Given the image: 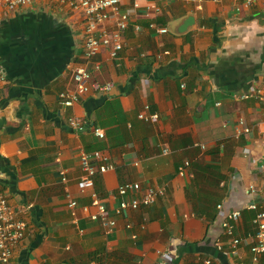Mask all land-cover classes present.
I'll return each instance as SVG.
<instances>
[{
  "label": "crops",
  "instance_id": "1",
  "mask_svg": "<svg viewBox=\"0 0 264 264\" xmlns=\"http://www.w3.org/2000/svg\"><path fill=\"white\" fill-rule=\"evenodd\" d=\"M132 4L121 5L130 25L118 58L103 49L89 65L92 82L112 84L111 93H92L68 109L58 95L73 87L74 68L83 63L80 16L59 6L0 15V68L7 78L0 97V190L27 224L13 264H264V255L250 253L255 213L241 212L234 236L245 242L235 250L222 228L229 213L253 199L264 212V0L252 6L139 0L136 12ZM188 15L194 29L174 35ZM150 24L168 32L159 35ZM242 93L255 94L234 100ZM145 106L158 121L138 120ZM72 116L86 122L83 132L69 126ZM239 119L248 135L238 134ZM94 128L105 138H96ZM82 151H102L115 165L95 178L110 210L121 184L155 186L165 194L105 232L81 209L96 211L77 188ZM185 161L190 166L182 178ZM66 193L79 204L76 224Z\"/></svg>",
  "mask_w": 264,
  "mask_h": 264
},
{
  "label": "built area",
  "instance_id": "2",
  "mask_svg": "<svg viewBox=\"0 0 264 264\" xmlns=\"http://www.w3.org/2000/svg\"><path fill=\"white\" fill-rule=\"evenodd\" d=\"M150 3L158 4L171 0H147ZM190 4H201L203 2L219 3L221 0H177ZM246 6H252L256 0H243ZM123 0H0V15L16 14L23 10H33L35 8H45L59 6L65 8L70 16H76L82 19L84 25L83 32V63L74 68L72 74L73 87L58 95L59 104L63 109L71 108L74 104H78L81 100L90 94L108 96L113 86L110 83L100 84L91 80L89 65L93 59L101 52L107 50L109 57L116 60L124 48V37L129 29L130 15L122 11L121 5ZM133 10L136 12L140 9L139 0H133ZM158 10L156 7H152ZM149 28L157 34H166L165 28L158 29L155 24H150ZM145 58V55H142ZM95 70L99 69L95 65ZM7 82L5 72L0 68V97L1 87ZM261 91H256V96L263 95ZM255 93L235 94L234 100L242 102L249 100ZM220 106V104H216ZM157 114L150 113L149 106H145L138 115V120L145 123L158 121ZM68 124L75 132L81 133L87 127L84 120L72 116L68 119ZM238 134L250 133L243 119H239ZM96 138L102 140L105 138L103 130L99 128L93 129ZM262 141L264 142V133H262ZM201 150L205 151L206 147L196 144ZM168 148L163 153L168 154ZM81 178L77 183L78 190L88 193L91 200V206L96 209L95 213L90 214L89 208L82 206V211L88 215L93 222H99L105 232L112 231L117 226V218H123L129 212H137L141 208H150L155 206L158 199L165 194V189L158 187H148L143 189L138 183L121 184L117 187L114 199L116 206L110 210L106 203L98 196L95 190V178L97 175H105L115 171V165L110 156L102 151L85 152L82 151L79 157ZM138 166V164H136ZM190 164L185 161L179 168V176L184 178L187 176V169ZM259 169L264 171V161L259 163ZM60 181L62 184L67 183V177L64 171L60 172ZM249 194L257 196L254 186L248 189ZM67 208L72 217V222L77 223L78 202L68 193L65 195ZM243 209L255 213L253 224L256 226L254 242L250 249V253L254 257L264 255V212L260 211L257 202L253 199L244 207L238 206L234 211L228 214L226 221L222 224L225 235L230 238L232 248H237L245 242L244 238L238 239L234 236V225L239 222ZM112 214V216H111ZM130 229V225L126 226ZM27 232V224L25 221L18 219L12 207L9 204L8 195L0 190V264H13V258L16 250L21 246ZM221 249V247H219ZM167 258L166 256H164ZM203 264H213L212 260L205 259Z\"/></svg>",
  "mask_w": 264,
  "mask_h": 264
},
{
  "label": "water",
  "instance_id": "3",
  "mask_svg": "<svg viewBox=\"0 0 264 264\" xmlns=\"http://www.w3.org/2000/svg\"><path fill=\"white\" fill-rule=\"evenodd\" d=\"M195 18L191 15H188L186 18L181 20V22L173 28L174 35L181 36L186 34L188 31H191L195 27ZM65 61V60H64ZM69 62L68 60L66 61Z\"/></svg>",
  "mask_w": 264,
  "mask_h": 264
},
{
  "label": "trees",
  "instance_id": "4",
  "mask_svg": "<svg viewBox=\"0 0 264 264\" xmlns=\"http://www.w3.org/2000/svg\"><path fill=\"white\" fill-rule=\"evenodd\" d=\"M194 214H196V216L198 217V218H202V219H206V220H208V221H213V219H214V216H203L202 214H200L198 211H196V213H194Z\"/></svg>",
  "mask_w": 264,
  "mask_h": 264
}]
</instances>
